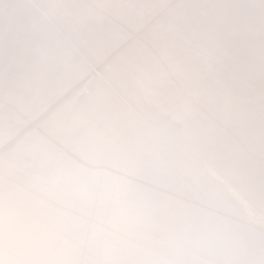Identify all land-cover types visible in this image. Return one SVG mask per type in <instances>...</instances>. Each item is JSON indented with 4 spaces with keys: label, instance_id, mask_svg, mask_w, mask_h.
Listing matches in <instances>:
<instances>
[{
    "label": "clouds",
    "instance_id": "clouds-1",
    "mask_svg": "<svg viewBox=\"0 0 264 264\" xmlns=\"http://www.w3.org/2000/svg\"><path fill=\"white\" fill-rule=\"evenodd\" d=\"M115 34L132 39L98 57L96 42ZM48 66L54 79L87 77L58 105L59 140L48 114L21 129L47 136L39 169L13 176L0 143V264H253L264 251V215L250 210L264 191V0H0V85ZM65 140L155 144L173 165L212 141L224 182L149 199L137 180L85 181ZM217 247L224 257H211Z\"/></svg>",
    "mask_w": 264,
    "mask_h": 264
},
{
    "label": "snow or ice",
    "instance_id": "snow-or-ice-1",
    "mask_svg": "<svg viewBox=\"0 0 264 264\" xmlns=\"http://www.w3.org/2000/svg\"><path fill=\"white\" fill-rule=\"evenodd\" d=\"M110 39L113 48L131 41L130 36L115 34ZM49 136L59 140L61 129L53 126ZM75 159L72 163L84 174L85 181L137 180L141 182L149 199L168 198L189 189H195L207 176L219 183L224 177L216 170L220 154L213 150L196 151L185 162L173 165L163 149L155 144L138 142L131 146L114 145L105 149L87 142L74 144ZM119 173L114 176L113 173ZM260 215H264V191L260 194ZM253 264H264V251H258Z\"/></svg>",
    "mask_w": 264,
    "mask_h": 264
},
{
    "label": "bare ground",
    "instance_id": "bare-ground-1",
    "mask_svg": "<svg viewBox=\"0 0 264 264\" xmlns=\"http://www.w3.org/2000/svg\"><path fill=\"white\" fill-rule=\"evenodd\" d=\"M26 3L32 2H39L38 0H25ZM114 42L110 39H99L96 42V55L98 57H102L105 55L109 50L113 48ZM50 66L41 68L43 74V79L41 80V75L37 73V70L31 72L28 75L14 77L13 85L16 86H31L30 95L27 98L32 97L33 95L39 96V100L35 106H38L41 103H48L52 104V106L45 108L43 110V114H48L53 117L54 121H58L57 112H58V105L61 101H63L64 95H68L71 92L73 82H80L84 81L87 77V71L85 68L80 67L75 69L64 77L59 79H54L52 75V70L49 69ZM77 86L73 87L75 89ZM67 97V96H66ZM32 102V99L29 100ZM30 108L27 107H19V109L15 110H7L5 111L3 116H0V143H2L5 138L7 139L8 143L12 146V149L21 150L22 148L30 149V153L33 155V161L29 162L27 159L24 158L23 154L19 155V158H15L13 160L8 161V168L10 173L14 176L18 173H22L25 171L39 169L43 163L42 155L38 154L33 147H28L24 141L28 139V137H21L20 131L22 128H26L28 124L32 120V116L30 113ZM18 119H22L25 124L23 126L17 127L14 126ZM28 133H32V138H36L39 135V131H30ZM65 146L68 147L70 150L75 149V145L72 144L70 141H64ZM205 150H213V143L212 141H208L206 143H195L190 145V154L195 153L196 151H205ZM17 156V154H15ZM191 156V155H190ZM190 158V157H189ZM19 160V161H18ZM186 160L182 161L185 162ZM239 198V194H236ZM245 205H249L248 201H244ZM250 206L253 207L251 210L254 217L258 220L260 216V193L257 192L254 195V198L250 202ZM226 254V250L217 247L210 250V255L212 258H222Z\"/></svg>",
    "mask_w": 264,
    "mask_h": 264
},
{
    "label": "water",
    "instance_id": "water-1",
    "mask_svg": "<svg viewBox=\"0 0 264 264\" xmlns=\"http://www.w3.org/2000/svg\"><path fill=\"white\" fill-rule=\"evenodd\" d=\"M49 69H51V66ZM37 73L41 75V80H42L44 73H42L41 69H37ZM13 79L14 77L10 78L6 84L0 85V116H3L5 111L7 110L10 111V110L19 109L20 106L21 108L28 106L30 108V111L28 113H30L31 116L33 117L31 120L33 121L43 114V110L45 108L52 106V104L41 103L38 106L34 107V105H36V103L39 100V96L33 95L32 97L27 98V96L30 95L31 92H33L31 90V86L23 87V86L13 85L14 83ZM78 85L79 83L73 82L70 94L64 95L63 100L70 98L74 90L73 87L78 86ZM30 99H32V102L29 101ZM24 124L25 122L22 119H18L14 126L20 127V126H23ZM53 126H58V122L52 119L48 122V125H47V128H48L47 135H49V132ZM33 130L39 131L40 132L39 135L36 138H32L31 137L32 133H26L23 137H28V139L25 140L24 143L28 147H33V149L38 154L43 156V150L48 142L47 136L43 134L39 129H33ZM19 145L16 146V149H13V155L10 158V160H13L17 157L19 158V155L23 154L25 159H27L29 162H32L33 155L32 153H30V149L22 148L21 150H17ZM189 149H190V146H189ZM15 154H17V156H15ZM192 154L193 153H191L190 155ZM178 163H182V161H178ZM246 206H249V205H246ZM250 209L253 210V207L250 206Z\"/></svg>",
    "mask_w": 264,
    "mask_h": 264
}]
</instances>
